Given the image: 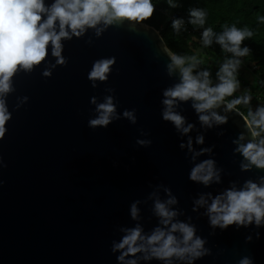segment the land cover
<instances>
[{
    "label": "water",
    "instance_id": "95a60500",
    "mask_svg": "<svg viewBox=\"0 0 264 264\" xmlns=\"http://www.w3.org/2000/svg\"><path fill=\"white\" fill-rule=\"evenodd\" d=\"M62 43L66 64L56 63L49 43L44 61L31 70L19 68L12 78L7 102L13 118L0 140L7 163L0 166L5 181L0 183V264H118L111 245L124 235L122 229L139 225L150 235L157 226L167 227L155 213V201L170 198L167 188L178 200L169 206L178 212L173 220L194 224L210 249L195 264H237L245 255L264 264V226L233 224L222 230L211 225L208 205L195 203L201 196L211 203L227 189L264 177L255 165L243 169L248 161L235 151L241 134L240 143L254 139L245 115L221 104L214 110L227 122L213 120L208 126L189 99L174 105L185 126L193 125L188 133L164 120V90L180 82V72H169L170 51L148 25L125 19L100 36L88 28ZM112 56L116 63L108 80L93 87L88 78L93 62ZM108 95L116 98L120 113L135 108L136 122L121 116L107 128L89 127V118L97 115L91 97L103 102ZM137 138L152 143L142 146ZM189 138L194 151L180 147ZM207 159L215 161L220 180L205 185L189 179L192 167ZM133 201H139L136 219L130 214ZM135 256L138 264H165L144 259L143 252ZM172 264L188 262L173 257Z\"/></svg>",
    "mask_w": 264,
    "mask_h": 264
},
{
    "label": "clouds",
    "instance_id": "9594fccd",
    "mask_svg": "<svg viewBox=\"0 0 264 264\" xmlns=\"http://www.w3.org/2000/svg\"><path fill=\"white\" fill-rule=\"evenodd\" d=\"M168 3L171 7L179 6L178 0H168ZM154 11L153 0H53L50 5L46 4L45 0H0V140L5 138L9 130L7 125L13 118L7 96L14 91L12 78L19 68L31 70L33 66L44 61L48 55L49 43L52 45V55L57 57L56 63L66 64L67 59L62 55L63 39L80 37L88 28H95L96 34L100 36L109 25L123 23L125 19L143 22L151 17ZM258 19L264 23V15ZM188 22L203 28L201 40L204 46L212 45L215 39L225 52L233 55L227 57L220 65L217 72L219 82L213 84L210 70L204 69L195 73L193 71L204 62L201 56L169 52V72L179 69L180 82L164 90L163 103L167 107L162 112V118L172 121L182 133H188L193 125L185 126V117L174 111V105L178 101L192 99L193 106L200 114L199 119L208 126L212 125L213 120L216 123L227 122V116L214 110L221 104H226V111H240L237 105H250L252 101L250 89H245L244 94L240 96L233 94L241 86L238 70L243 61L240 57L248 56L251 52L248 46L241 45L246 38L254 35L253 30L247 26L238 28L233 24L224 26V30L217 34L212 27H203L207 23V12L196 7L189 9ZM100 24L104 27H97ZM184 24L183 17L172 21L176 32H179ZM115 63L114 56L101 57L93 62L88 73L93 87L97 86L98 80H108ZM51 74L50 69L44 72L45 76ZM228 97L232 99L228 100ZM27 99L24 97L25 101ZM115 99L113 95H108L103 102H97L95 96L91 97L90 102L96 106L97 115L89 118V127L107 128L114 121L121 119V116L129 118L132 123L136 122V109H124L123 113H120L117 111ZM244 119L254 139L240 143L244 139L241 134L239 140L234 141L238 145L235 151L241 153L248 161L242 162L241 167L249 169L255 165L264 169V136L261 135L264 133V103H261L255 112L249 108ZM197 142L202 144L204 137L198 136ZM136 143L143 146L151 144L152 141L137 138ZM185 146L192 149L191 138L187 145L181 141L180 147ZM202 151L210 152L211 148ZM199 154L196 153L197 156ZM0 166L7 167L3 155H0ZM189 179L203 182L205 185L210 184L213 179L219 181L215 161L207 159L195 164L189 173ZM166 191L169 192L170 198L167 201L157 199L155 213L161 218L160 223L167 227L157 226L150 235L145 234L139 225L122 229L124 235L118 241L113 240L111 245V251L116 254L118 264H138L135 254L141 252L144 253V259L156 258L163 260L165 264H172L173 257L187 261L188 264H195L197 259L209 254L210 249L205 248L206 239L196 234L194 224L173 220L178 212L169 206L176 204L178 200L171 195L170 188ZM138 203L139 201H133L130 205V214L134 219L138 218ZM195 203L208 205L207 212L213 227L219 226L226 230L229 225L235 224L238 229L240 226L248 227L254 223L260 228L264 226V177H261L259 183L248 180L243 188L227 189L213 197L211 203L205 196H201ZM256 236L259 237L260 233L257 232ZM246 239L251 241L252 236L249 235ZM237 264H255V260L252 256L245 255Z\"/></svg>",
    "mask_w": 264,
    "mask_h": 264
},
{
    "label": "trees",
    "instance_id": "16d2710c",
    "mask_svg": "<svg viewBox=\"0 0 264 264\" xmlns=\"http://www.w3.org/2000/svg\"><path fill=\"white\" fill-rule=\"evenodd\" d=\"M156 5L160 11H154L153 15L147 18L142 23L160 31V35L167 49L171 53L180 55H197L196 48H206L208 53L214 55L218 62H211L209 58L204 57V69L211 72V79L218 78L217 72L220 65L227 57L232 56L230 52H225L220 44L213 43L210 46H204L201 40V33L203 28L193 26L188 22L189 9L203 8L207 12V23L203 27H212L214 31L219 34L224 30V26H231L235 24L238 28L245 26L251 28L254 32L252 37L246 38L241 47L248 46L251 49V60L256 62V69L252 71L255 75V80L250 82L245 80L240 75L238 79L241 81L240 90L238 89L234 94L236 96L243 95L245 89H250L252 97L258 98L261 94L260 81H264V23L258 19L259 16L264 15V0H178V7H171L168 0H155ZM176 14L178 17H183L185 24L179 32H176L172 27L170 16ZM201 32V33H200ZM195 72L201 71L196 68ZM263 97L259 98L264 102ZM228 99V98H227ZM237 107V106H236ZM245 116L248 115V109L237 107ZM264 136V133H261Z\"/></svg>",
    "mask_w": 264,
    "mask_h": 264
},
{
    "label": "rangeland",
    "instance_id": "374dc122",
    "mask_svg": "<svg viewBox=\"0 0 264 264\" xmlns=\"http://www.w3.org/2000/svg\"><path fill=\"white\" fill-rule=\"evenodd\" d=\"M196 49H197L196 50L197 54H200V55L202 54L203 60H204V57H206V58H209L211 62H218L215 60L213 54L208 53L206 48L198 47ZM251 58L252 57L250 55L240 57V59L243 61V63L240 66L238 71H239V75L242 78L253 82L255 80V75L252 73V71L254 70V67H256V65H255L256 62L251 60ZM197 68L200 70H204V67L201 63L197 66ZM212 82H213V84H215V83H218L219 80H218V78H212ZM240 92H241V90H240ZM233 96H236V95L233 94ZM261 97H263V96L261 94H259L258 98L252 97V101H251L250 105L240 104V105H237V107L240 106V107H243L244 109H248V110H249V108H251V110L253 112H255L256 109L260 106V104L264 103V102H262L263 100L259 99ZM231 99H232V97H228V100H231Z\"/></svg>",
    "mask_w": 264,
    "mask_h": 264
},
{
    "label": "built area",
    "instance_id": "2783aa9c",
    "mask_svg": "<svg viewBox=\"0 0 264 264\" xmlns=\"http://www.w3.org/2000/svg\"><path fill=\"white\" fill-rule=\"evenodd\" d=\"M153 4L155 5V11H160L159 9H158V7H157V5H156V2H155V0H153ZM175 18H177V15L176 14H172L171 16H170V19L171 20H174ZM160 32V31H159ZM201 33V32H200ZM202 34V33H201ZM213 43H217L216 41H215V39L213 40ZM217 44H219V43H217ZM256 65V64H255ZM254 69H256V67H254ZM260 85H261V95L262 94H264V83H262V81H260Z\"/></svg>",
    "mask_w": 264,
    "mask_h": 264
},
{
    "label": "crops",
    "instance_id": "0c3cea01",
    "mask_svg": "<svg viewBox=\"0 0 264 264\" xmlns=\"http://www.w3.org/2000/svg\"><path fill=\"white\" fill-rule=\"evenodd\" d=\"M246 80V79H245ZM251 82V81H250Z\"/></svg>",
    "mask_w": 264,
    "mask_h": 264
}]
</instances>
